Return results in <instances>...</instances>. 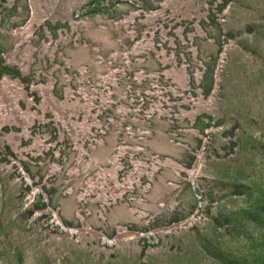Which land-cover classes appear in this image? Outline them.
<instances>
[{
    "label": "trees",
    "instance_id": "obj_1",
    "mask_svg": "<svg viewBox=\"0 0 264 264\" xmlns=\"http://www.w3.org/2000/svg\"><path fill=\"white\" fill-rule=\"evenodd\" d=\"M67 3L62 8L58 0L52 13L41 19L36 17L34 0H0V80L14 82L7 97H0V174L6 188L0 196V264H121L118 260L137 264L154 255L161 259L156 264H264V241L254 246L264 239V187L230 168L234 159L240 164L264 159V89H258L264 80V0ZM21 12L23 18L16 21ZM57 15L59 21L48 20ZM97 15H106L118 28L119 49L126 48L120 51L126 58L123 64L109 68L114 70L113 81H130L120 94L108 84L94 92L71 85L77 71L69 70L62 47L89 46L80 24ZM21 26L25 30L20 31ZM201 42L214 45V51L202 54ZM19 47L22 59L16 56ZM128 53L134 57L128 58ZM148 58L158 62L155 71L130 66L132 59ZM20 59L26 62L23 66L16 64ZM247 66H253L260 79L249 93L241 87L248 81L241 78ZM59 72L70 77L57 85L54 74ZM78 74L90 82L84 71ZM255 75L251 73L249 84H255ZM37 85L52 89L51 102L34 88ZM151 117L166 121L173 142L177 131L191 134L192 144L183 143L179 158L156 154L144 158L142 147L124 142L141 132L132 125L135 119L143 123ZM110 123L117 125L115 149L106 164L90 170L86 159ZM198 154L199 170L188 177ZM165 166L178 173L179 185L191 193L185 212L173 204L146 225L117 224L109 232L98 229L112 240L110 248L96 238L91 244L83 236L71 240L76 248L94 249L92 253L70 252L60 233L48 228L47 208L59 214L53 202L57 177L62 178L61 193L74 192L80 207L74 222L62 219V223L81 228L89 227L82 218L88 202L97 206L104 221L109 207L128 204L136 190L145 188L147 180ZM73 179L78 180L75 188ZM35 186L46 202L33 192ZM180 222L189 223L159 232ZM205 223L208 229L199 251H183L177 239L191 237L190 232ZM121 231H156L158 241L153 245L142 238L125 241L117 236ZM126 245L132 256H113L126 253Z\"/></svg>",
    "mask_w": 264,
    "mask_h": 264
},
{
    "label": "rangeland",
    "instance_id": "obj_2",
    "mask_svg": "<svg viewBox=\"0 0 264 264\" xmlns=\"http://www.w3.org/2000/svg\"><path fill=\"white\" fill-rule=\"evenodd\" d=\"M57 1L58 0H34V3L36 4L35 5L36 17L38 16L39 18L42 19L45 15L46 17L50 15L52 13L51 11H53L52 7L56 8ZM40 3L42 5L38 7V4ZM61 4H62V8H64L66 5H68L67 0H61ZM124 8H125L124 6H121V9ZM78 15L79 14L74 13L73 16L77 17ZM18 16L19 17L16 18V21L23 18L24 12L18 13ZM104 16L102 15L93 16L89 19L88 23L85 22L84 24L83 23L80 24L82 36L85 40L90 42L89 46H77V47L63 46L62 47L63 55L64 57L67 58L69 70L77 71L76 75H72L70 80L72 81V83L70 82L71 85L72 84L75 85V88L83 87L84 89H88L91 92H94L95 91L94 89H98L99 87L104 88L105 84H108V88H110L114 94H120L126 87V84L130 83V81H127L125 79H118L117 81L119 83L113 81L112 78H113L114 70L110 71L109 68H114L117 65H120L121 63L123 64L126 58H123L120 51H124L126 48L121 47V50L119 49V40L117 38V34L119 33L118 28H115L113 23ZM60 19L61 17L57 15L56 18H49L48 20L51 22H55V21H59ZM18 29H21L20 31H23L25 30V27L21 26L18 27ZM18 29L15 28L14 30H18ZM15 36L16 37L18 36L17 33L15 34ZM7 39L10 40L9 37H7ZM2 42H9V41H2ZM200 46H201L202 54L213 52L215 49L214 45L210 43L201 42ZM21 52L22 50L20 51V47H19L17 49L16 56L17 57L19 56L22 59L23 55L21 54ZM133 57H134L133 55H130L128 53V58H133ZM21 59L19 60V62H16V64L23 66L26 62H23ZM130 66L134 68H141L143 72L155 71L158 68V62L151 58L138 60V61H134L132 59ZM32 68L35 67L33 66ZM78 69L81 70V72L84 71L87 75H89L90 77L89 83L81 80L82 77L80 78L78 74L79 72ZM243 71L244 73L242 74L241 78L242 79L247 78L248 81L244 80L241 84V87L243 88L244 86H246L244 87V91L246 93H249V91H251L253 87L255 86L256 88L258 87V83L260 80L259 73L254 69L253 66H247V68L244 69ZM252 72H255L256 74L255 78H253L255 80V84L253 83L249 84V81L251 80ZM104 74L106 75L107 83L99 82L101 78L106 79L103 76L99 77ZM54 75L57 80V85H60L63 81H65V79L67 80L70 77L60 74V72L55 73ZM53 80L54 79H52V82ZM81 82L83 83L84 86H82ZM12 84H14V82L10 83L8 82V80L5 79L0 80L1 98L7 97L8 92H10L9 87ZM263 84H264V80L262 83H259V88H258L259 90L264 89ZM34 88L37 89V91L45 97L48 103L52 101V99H50L49 96L50 90H52L50 89V87H47L45 85H37ZM131 116L137 118L135 114H132ZM142 122L143 123H139L135 119L132 123L134 127L140 128L141 132L139 135L134 133L133 138L131 139L126 138L123 140L127 144L132 143L133 145L142 147L143 148L142 156L144 158H152L149 157V155L156 154V155H164L177 159L181 156V154L184 151L183 143L187 145L192 144L191 134L184 130H181V132L178 131L176 132L174 138L175 142H173L172 139L168 136V132H167L168 124L162 118L151 117L149 119H145V121ZM116 126H117L116 123H110L107 133L105 135H100L98 139L100 141L95 145V148L89 152L88 158L86 159L88 161L86 166L88 169L93 170L95 167L106 164L108 162V157L114 151L117 142V138L115 137L114 134V130ZM177 133L179 134V136ZM119 142H121V140ZM71 157L69 158V160L72 159ZM245 161L247 160L241 161L240 164L238 159H234L231 162V167L230 166L228 167L233 169L235 173L239 172L242 178L248 176L249 178L255 180L256 183L262 184L261 186L263 188L264 159L260 157L254 159L252 158V161L248 163H245ZM200 162H201V158L198 154L196 163L194 164V168L188 172V177H192L196 175V173L199 170ZM235 164L237 166L233 168ZM83 171L87 172V170H83ZM251 172H253L254 175ZM3 181H4L3 174H0V196H2L1 194H3L6 190V188H4L5 185ZM1 182L3 184L4 189L1 186ZM72 182L73 183L71 184L75 188L78 184V180L73 179ZM147 182L148 185H146L145 188H138L136 190V192L131 196L133 200L128 202V204L124 202H119L109 207L106 210L105 214H103L104 221H101L98 217L97 206L92 204L91 202L90 203L88 202L84 206L82 218L86 220L89 227H81L77 229L76 228L63 229V227L57 226L56 229L53 228H49V229L52 231H57V233H60L59 234L60 238H63L62 240L66 243V244L64 243L63 246L70 252L74 254H79V252L92 253L94 249H87L86 251H84L85 250L84 248H76L75 244L71 243V240L83 236L85 242L91 244V238H96L98 239L99 244L110 248L113 244L112 240H109L108 237L98 229L105 230V232H109L110 228L117 224L118 225L133 224L137 227H140L146 225L148 221H150L154 217L159 216L164 211L168 212L169 207H171L173 204L176 206L178 210L182 212H185L189 207L190 205L189 202H191V197H190L191 193L189 190L186 189L183 191V189L179 185L181 179L179 178L178 173L175 170H172L171 168L165 166V168L161 169L152 178L147 180ZM7 183H8L7 186L10 187L12 183V179L11 178L8 179ZM62 184H63L62 178L60 176L57 177L55 185H57L58 191L53 196V202L59 207V215H57V217L59 216L60 218L68 222H74V220L77 219L76 215H78V213H76L77 209H80V207L75 202L74 192H70L69 194H64V192L61 193L60 190L63 187ZM33 192L36 194L38 192V189H34ZM28 199L29 198H27V201ZM243 204L247 205L246 202H243ZM182 222H180V224L177 223L173 226H170L167 229L159 230V232L165 234L172 229L173 230L180 229L181 226L188 225V223L191 222V220L187 224H183V225L181 224ZM102 223H105V225H103ZM192 224L193 223H190V225ZM208 224L205 223L202 226H196V229L193 232H190V234L192 235L191 237L184 236L182 238L177 239L180 242L183 251L184 250L188 252L191 251L194 254L199 251L200 242L204 244V238L208 229L206 226ZM146 232L147 231L141 232L142 233L141 234V233H128L121 231L118 233L117 236L119 238H122V240L131 241V242H134L135 240L139 241L140 240L139 238H145L147 244L150 245L156 244L158 241L157 237L155 235L152 237V234L150 232L149 233ZM163 241L166 242L167 237L165 238V240L163 239ZM263 241L264 239L261 237L260 242L256 241L254 246L258 247L262 245L261 243ZM259 243L260 245H258ZM53 245L55 244L53 243ZM214 246L217 247L218 245L215 244ZM123 248L124 251H126V253L120 252L119 254H114L113 256L114 257L119 256L122 258H124V256H132V253L128 251L130 249L128 245H126ZM155 258L156 260H154ZM139 260H141V262L137 264H156L161 259L159 255H154V257H148V260H143V259H139ZM117 262L122 264V262H120L119 260ZM125 264H130V263L126 261Z\"/></svg>",
    "mask_w": 264,
    "mask_h": 264
},
{
    "label": "built area",
    "instance_id": "obj_3",
    "mask_svg": "<svg viewBox=\"0 0 264 264\" xmlns=\"http://www.w3.org/2000/svg\"><path fill=\"white\" fill-rule=\"evenodd\" d=\"M51 222H53V225H58L57 221L51 220Z\"/></svg>",
    "mask_w": 264,
    "mask_h": 264
}]
</instances>
